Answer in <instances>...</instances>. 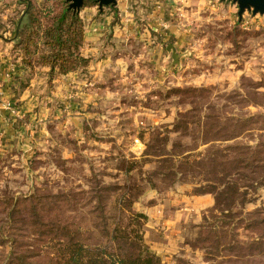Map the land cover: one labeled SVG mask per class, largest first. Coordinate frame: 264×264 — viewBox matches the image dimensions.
<instances>
[{"label":"rangeland","instance_id":"374dc122","mask_svg":"<svg viewBox=\"0 0 264 264\" xmlns=\"http://www.w3.org/2000/svg\"><path fill=\"white\" fill-rule=\"evenodd\" d=\"M26 1L0 0V8L11 15L8 18L11 26L21 23ZM31 1L41 16L55 14L66 4L74 3V0ZM82 8L85 35L86 26L105 25L108 31L102 38L106 46L112 44V28L130 25L136 30V36L128 34L129 40L118 45L120 50L131 47L132 51L126 53L131 77L129 88L136 92L120 99L121 111L117 114H107L103 109L100 115L105 112L104 117L96 118L92 114L85 120L81 138L72 136L56 118L45 120L46 126L37 136L39 104H34L32 95L19 101L0 96V105L8 111L0 121V264H8L14 252L19 256L28 254L32 264H52L50 258H56L62 240L48 231L47 224L53 223L49 221L54 212L50 211L52 201L48 202L47 198L63 191L84 193L100 188V180L101 186L117 183L129 186L131 175L145 187L133 204L137 212L146 215L142 227L145 253L158 255L163 264H218L220 260L233 264L228 261L235 257L233 252L211 259L208 248L202 247L204 226L214 220L212 208L216 203L213 194L200 193L206 182L198 177L178 181L165 190L154 189L146 179L156 169L155 163L138 165L131 172L126 171V166L128 160L141 161L156 130L164 135V128L173 129L178 120L185 121L188 129L170 133L167 149L181 142L183 147L179 152L191 154L192 160L206 158L211 143L204 144L200 132L204 125L213 122L206 118L209 114L217 115L223 125L229 119L254 121L236 139L216 141L212 145H255L264 140V13L246 9L240 14L238 3L232 0H117L115 5L103 7L99 2L94 5L85 1ZM17 34L18 29L11 35L14 43L10 52L26 71L46 73L47 89H54V80L66 74L52 75L49 66L31 68ZM170 45L174 46L177 59L169 50ZM140 48L146 52L139 51ZM103 49L101 58L106 55ZM148 50L156 52L153 57ZM87 58L91 63L93 57ZM43 101L42 105L46 106L47 101ZM97 110L95 107L93 111ZM70 111L68 118L79 116L76 112L83 110L75 106ZM7 133L11 134L8 140L11 145L6 146L2 138ZM136 139L144 144L140 153L134 152ZM156 183L159 185L160 180ZM81 196L85 199L84 194ZM249 197L251 200L244 206L238 204L233 209L237 213L234 226H227L236 227L239 234L236 238L244 244L257 240L260 231L256 229V234L247 231L245 223L238 225L237 220L264 208V186L256 188ZM198 201L203 207H198ZM31 207L37 211V223L43 232L42 241L30 246L29 251V241L39 237L32 230ZM77 208L60 217L72 225L73 232L77 228L88 229L86 225L92 221L88 215L84 217L88 209L84 200ZM16 209L20 211L12 214ZM214 213L221 216L218 209ZM262 217L264 212L256 215V219ZM221 224L216 220L215 225ZM262 259L264 264V256Z\"/></svg>","mask_w":264,"mask_h":264},{"label":"trees","instance_id":"16d2710c","mask_svg":"<svg viewBox=\"0 0 264 264\" xmlns=\"http://www.w3.org/2000/svg\"><path fill=\"white\" fill-rule=\"evenodd\" d=\"M85 1H91L94 5L99 2ZM26 2L27 7L19 24L17 38L27 64L31 68L49 66L52 75L56 72L68 74L80 69L87 70L90 59L82 53L85 25L80 12L83 8L77 10L72 3H68L55 14L45 13L41 16L35 11L31 0ZM206 118L213 121L204 125L200 132L204 144L211 143V150L206 158L192 160L191 154H185L184 150L179 152L183 147L181 142H175L171 150L167 149L170 133L188 129L185 121L178 120L173 129L164 128V135L156 130L141 161L128 160L126 171L131 172L136 166L142 167L145 163H155L156 169L146 179L154 189L165 190L178 181L187 182L198 177L202 179L207 184L201 185L200 193H211L216 200L212 208L214 220L210 222L206 219L208 224L204 226L202 247L208 248L211 259H217L224 252H233L235 257L228 260L233 264H261L264 256V217L256 219V215L264 212V208L255 209L237 220L238 225L245 223L244 228L247 231L256 234V229L259 230L257 240L254 238L244 244V241L236 238L239 235L235 232L236 227L227 226H234L237 213L233 209L238 204L244 206L251 200L249 195L259 186H264V140L255 145H212L216 141L236 139L254 121L229 119L230 122L223 125L217 115L209 114ZM130 180L129 186L118 183L101 186L100 180V188L84 190V193L63 191L47 198L48 202L52 201L50 211L54 212L52 221H49L53 223L47 224L48 231L54 234V238L62 240L56 258L49 257L52 264H163L158 255L145 253L142 227L146 215L133 208L145 187L132 175ZM156 180H160L159 185ZM83 200L88 208L84 217L88 215L92 221L90 225H86L88 229L77 228L73 232L70 229L72 225L60 217L67 214L68 210H77ZM217 209L222 217L214 213ZM19 211L16 209L12 214ZM29 211L34 219L31 222L32 230L39 235L34 242L29 241L28 249L31 251L30 246H36L38 241H42L40 234L43 229L37 223L35 208L31 207ZM216 220L222 224L215 225ZM22 255L12 253L8 264H32L28 254ZM223 261H218V264H224Z\"/></svg>","mask_w":264,"mask_h":264},{"label":"crops","instance_id":"0c3cea01","mask_svg":"<svg viewBox=\"0 0 264 264\" xmlns=\"http://www.w3.org/2000/svg\"><path fill=\"white\" fill-rule=\"evenodd\" d=\"M9 16L11 15L8 11L0 8V96L19 101L32 95L34 104H39L37 136H40L41 131L44 130L45 120L53 121L56 118L61 125H66L72 136L81 138L84 136L85 120H88L92 114L96 118L104 117L105 112L100 115V109L109 112L107 114H117L121 111L120 99L136 92L130 91L129 88L131 77H129V61L128 58L126 59V53L132 51L131 47L127 46L120 50L118 46L129 40L128 34L135 35L136 30L134 31L130 25L124 28H112L114 37L111 39L112 44L107 46L102 38V35L108 31L105 25H100L98 28L86 26V37L82 50L86 57H93L88 70L83 73L62 75L58 80H54L56 81L54 89H47L48 75L43 71L35 73L26 71L19 63L18 57L10 52L12 43H14V37L11 35L16 32L19 25L11 26V22H8ZM114 40H116L115 43H113ZM102 47L106 53L103 58H101ZM139 51L145 50L140 48ZM148 53L152 56L156 52L148 50ZM43 99L47 101L46 106L42 105ZM75 106L83 111L76 112L79 116L68 118L67 115L72 113L70 110H73ZM95 107L98 108L96 112L93 111ZM6 112L8 113L0 105V121ZM72 124H74L73 127ZM9 135L11 134L7 133V137L2 138L6 146L11 145L8 142ZM16 137L18 138V135ZM12 141L14 142V138ZM200 197L206 199V196ZM198 202V207H203V204Z\"/></svg>","mask_w":264,"mask_h":264},{"label":"water","instance_id":"95a60500","mask_svg":"<svg viewBox=\"0 0 264 264\" xmlns=\"http://www.w3.org/2000/svg\"><path fill=\"white\" fill-rule=\"evenodd\" d=\"M238 3L240 8V14H242L246 9L253 10L254 13H264V0H232ZM85 0H74L72 6H74L77 10H80L84 5ZM117 0H99V6L103 7L104 5H115ZM169 50L173 51L174 59L178 58L176 51L174 50V46L170 45Z\"/></svg>","mask_w":264,"mask_h":264},{"label":"built area","instance_id":"2783aa9c","mask_svg":"<svg viewBox=\"0 0 264 264\" xmlns=\"http://www.w3.org/2000/svg\"><path fill=\"white\" fill-rule=\"evenodd\" d=\"M135 146H136V150H134V152H136V153H140V152L143 151L144 144H143L142 142H140L139 139H136V144H135Z\"/></svg>","mask_w":264,"mask_h":264}]
</instances>
